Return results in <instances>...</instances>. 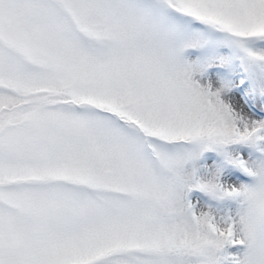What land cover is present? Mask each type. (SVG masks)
I'll list each match as a JSON object with an SVG mask.
<instances>
[{
  "label": "snow or ice",
  "instance_id": "6c2138e0",
  "mask_svg": "<svg viewBox=\"0 0 264 264\" xmlns=\"http://www.w3.org/2000/svg\"><path fill=\"white\" fill-rule=\"evenodd\" d=\"M0 264H264V0H0Z\"/></svg>",
  "mask_w": 264,
  "mask_h": 264
}]
</instances>
